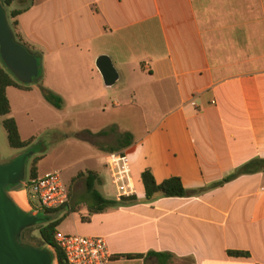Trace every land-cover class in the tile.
<instances>
[{
    "label": "crops",
    "instance_id": "obj_1",
    "mask_svg": "<svg viewBox=\"0 0 264 264\" xmlns=\"http://www.w3.org/2000/svg\"><path fill=\"white\" fill-rule=\"evenodd\" d=\"M11 10L22 11L14 35L39 60V88L63 100L72 165L93 167L72 178L56 231L104 238L107 264H264V0H15ZM120 152L135 191L121 202L107 168ZM47 153L36 178L61 171L55 155L42 167ZM105 171L113 196L96 189ZM145 171L157 184L178 178L188 195L147 200ZM88 172L117 205L95 212Z\"/></svg>",
    "mask_w": 264,
    "mask_h": 264
},
{
    "label": "water",
    "instance_id": "obj_2",
    "mask_svg": "<svg viewBox=\"0 0 264 264\" xmlns=\"http://www.w3.org/2000/svg\"><path fill=\"white\" fill-rule=\"evenodd\" d=\"M0 0V59L6 69L22 85H30L39 77L38 59L14 40L7 13ZM104 84L113 86L118 75L106 56L96 61ZM35 149L25 152L7 164H0V264H54L55 251L45 250L22 241L25 229L45 222L44 217L22 210L10 197L8 187L24 182L25 166ZM51 248V247H49ZM53 249V248H51ZM53 257V259H52ZM58 264V263H57Z\"/></svg>",
    "mask_w": 264,
    "mask_h": 264
},
{
    "label": "trees",
    "instance_id": "obj_3",
    "mask_svg": "<svg viewBox=\"0 0 264 264\" xmlns=\"http://www.w3.org/2000/svg\"><path fill=\"white\" fill-rule=\"evenodd\" d=\"M15 0H2V6L6 10L7 19L10 24V27L13 32L14 40L21 44L15 37L14 32L17 26L16 18L22 11L11 10V6ZM23 45V44H21ZM24 46V45H23ZM39 62V60H38ZM40 73L39 76H42V69L39 63ZM14 87L22 90H27L28 87L21 85L14 76L6 69L4 64L0 59V117L4 118L2 121V126L7 133V141L8 145L13 149H26L30 151L32 149L31 145L34 139H29L27 141H22L19 135L18 126L13 118L10 117L11 107L9 100L6 95L7 88ZM41 93L43 99L51 106L56 109H61L63 105V100L57 96L56 94L52 93L51 91L41 88ZM130 136L125 134L123 136V142L128 143ZM26 151V152H27ZM35 152L29 157L33 158L31 163V168L29 170L28 180H24L23 183L14 186L8 187V191L15 190V191H22L26 184H28L31 180L36 178V164L42 160L43 156L40 155L39 157H35ZM246 171L245 168L238 170L235 174L231 177L225 179L223 182L219 183L221 185L224 182H228L236 178L237 176L244 174ZM142 183L145 190V197L147 200H151L156 195H159L163 198H182L188 195V192L183 188L180 180L178 178H170L162 182L161 184H157L149 171H145L141 175ZM97 181V176L93 172H88L85 175V190L86 194L92 200L93 204L95 205L96 210L95 212H102L107 207H112L117 205V201L115 200H106L104 199L94 188L95 182ZM196 192H192L194 194ZM123 199L121 198L119 202ZM55 212L52 211H45V213L41 216L45 218V222L27 228L22 233V241L26 242L30 245H34L37 248L42 249V247H52L55 251V259L58 264H67L66 259L64 257L63 252L56 246L54 242V233L58 226V222L52 221L49 218L48 214ZM37 230V236H33L34 230ZM234 255H240L241 253H231ZM136 258H141V256H136ZM53 259V257H52Z\"/></svg>",
    "mask_w": 264,
    "mask_h": 264
},
{
    "label": "rangeland",
    "instance_id": "obj_4",
    "mask_svg": "<svg viewBox=\"0 0 264 264\" xmlns=\"http://www.w3.org/2000/svg\"><path fill=\"white\" fill-rule=\"evenodd\" d=\"M41 78L42 76H39L32 84L23 85L25 87H31L33 91L31 93L20 92L19 90L13 88L8 91L7 97L11 105L10 117L14 118L18 122L23 136H34V141L31 147L37 149L35 157L44 152H48L47 154L49 155V158L46 162H44V164H42V167L50 165L51 157L55 155V165H59L61 167L60 176L64 185L68 188L71 184L72 178L76 176V173L79 170L83 171L93 167L87 162L72 165L76 157L71 154L70 149L66 145L67 141L62 138V135L69 133L71 127L69 129L67 124L58 125L57 120L59 117L64 115V112L57 111L56 108H52L49 104L42 100L43 96L41 89L39 88ZM40 100L43 101V104ZM3 119L4 118L0 117V164H7L24 154L27 150L13 149L8 145L7 133L2 126ZM32 159H34V157L29 158L26 162L25 180H28ZM105 174L106 171L104 172V175ZM107 176L109 177L108 170ZM107 176H103V178H105L106 187H96V189L105 197L114 195V189L111 185L110 178ZM14 191L15 190H11V192ZM31 205L36 208L37 203L31 199ZM25 210H29L28 206ZM44 213L45 211L40 212L38 216L41 217ZM48 216L52 221L55 220V212L48 214ZM33 236H37L36 229L33 232ZM42 249L52 250V252H54V249H51L48 246L42 247ZM54 264H57V262Z\"/></svg>",
    "mask_w": 264,
    "mask_h": 264
},
{
    "label": "built area",
    "instance_id": "obj_5",
    "mask_svg": "<svg viewBox=\"0 0 264 264\" xmlns=\"http://www.w3.org/2000/svg\"><path fill=\"white\" fill-rule=\"evenodd\" d=\"M107 168L115 187L116 198L120 200L131 197L135 191L129 156L125 152L110 153L107 156ZM24 190L30 198V214L37 216L40 212L60 209L69 201L68 188L57 171L31 180ZM31 199L37 203L36 208L31 205ZM54 242L63 252L67 264H107L111 258L107 243L102 237L66 235L55 231Z\"/></svg>",
    "mask_w": 264,
    "mask_h": 264
},
{
    "label": "bare ground",
    "instance_id": "obj_6",
    "mask_svg": "<svg viewBox=\"0 0 264 264\" xmlns=\"http://www.w3.org/2000/svg\"><path fill=\"white\" fill-rule=\"evenodd\" d=\"M10 197L14 201V203L21 208L22 210L27 208L26 198L23 192L21 191H14L10 194Z\"/></svg>",
    "mask_w": 264,
    "mask_h": 264
}]
</instances>
